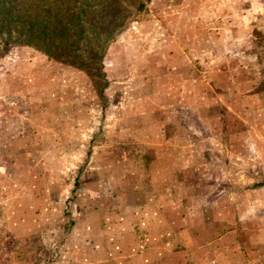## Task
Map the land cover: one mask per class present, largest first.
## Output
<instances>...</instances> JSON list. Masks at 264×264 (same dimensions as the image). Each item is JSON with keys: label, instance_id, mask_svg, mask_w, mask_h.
<instances>
[{"label": "crops", "instance_id": "1", "mask_svg": "<svg viewBox=\"0 0 264 264\" xmlns=\"http://www.w3.org/2000/svg\"><path fill=\"white\" fill-rule=\"evenodd\" d=\"M152 5L154 18L130 23L104 62L128 65L129 71L115 70L136 81L135 101L123 108L152 120L145 140L130 152L131 159L144 161L135 174L161 177L158 188L147 181L150 191L176 189L184 198L190 193L194 207L173 233L167 227L166 234L155 233L151 214L134 217L145 227L119 232L121 254L103 264H156V256L157 264H170V248L155 249L156 238L178 241L183 249L177 264H264V56L246 50L258 46L250 32L264 30V7L252 9L249 0ZM159 31L162 37L155 38ZM31 52L32 69L56 65ZM5 254L9 249L0 248Z\"/></svg>", "mask_w": 264, "mask_h": 264}, {"label": "rangeland", "instance_id": "2", "mask_svg": "<svg viewBox=\"0 0 264 264\" xmlns=\"http://www.w3.org/2000/svg\"><path fill=\"white\" fill-rule=\"evenodd\" d=\"M116 2L127 10L133 5ZM140 2L149 10L138 22L154 18L151 0ZM257 4L264 7L262 0H249L252 9ZM250 39L258 46L246 50L264 56V30H251ZM112 44L101 70L86 41L74 50L54 47L52 57L60 62L47 56L56 62L52 68L47 62L32 69L31 50L42 52L27 46L11 47L0 57V248L9 249L0 259L7 264L115 262L121 254L117 234L145 227L133 223L134 217L151 214L149 227L166 234L165 227L173 233L185 212H192L190 193L187 199L176 189L150 191L147 181L158 188L161 177L135 174L144 161L131 159L130 152L133 143L145 140L152 120L124 110V103L135 101L136 81L115 72L129 71L128 65L104 62ZM153 242L155 249L169 247L170 264H177L183 249L178 241Z\"/></svg>", "mask_w": 264, "mask_h": 264}, {"label": "trees", "instance_id": "3", "mask_svg": "<svg viewBox=\"0 0 264 264\" xmlns=\"http://www.w3.org/2000/svg\"><path fill=\"white\" fill-rule=\"evenodd\" d=\"M132 4L127 10L115 0H0V57L11 47L27 46L57 60L54 47L74 50L86 41L101 70L107 47L149 10L140 0Z\"/></svg>", "mask_w": 264, "mask_h": 264}]
</instances>
